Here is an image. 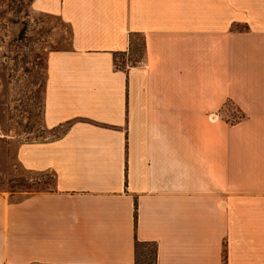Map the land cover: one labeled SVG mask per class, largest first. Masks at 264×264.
I'll return each mask as SVG.
<instances>
[{"label":"crops","instance_id":"0c3cea01","mask_svg":"<svg viewBox=\"0 0 264 264\" xmlns=\"http://www.w3.org/2000/svg\"><path fill=\"white\" fill-rule=\"evenodd\" d=\"M70 46L47 57L43 125L19 164L53 186L0 196V264H264V0H32ZM143 62L123 67L130 37ZM242 115L223 118L226 103Z\"/></svg>","mask_w":264,"mask_h":264},{"label":"rangeland","instance_id":"374dc122","mask_svg":"<svg viewBox=\"0 0 264 264\" xmlns=\"http://www.w3.org/2000/svg\"><path fill=\"white\" fill-rule=\"evenodd\" d=\"M31 1L0 0V196L10 201L53 186L50 174L31 173L19 164L20 146L63 132L43 125L44 90L48 54L69 48L70 30L56 17L33 12ZM133 54L117 58L116 65L143 62L140 47L138 56ZM241 117L234 105H227L223 113L227 122Z\"/></svg>","mask_w":264,"mask_h":264},{"label":"trees","instance_id":"16d2710c","mask_svg":"<svg viewBox=\"0 0 264 264\" xmlns=\"http://www.w3.org/2000/svg\"><path fill=\"white\" fill-rule=\"evenodd\" d=\"M138 36L140 37V40L137 39ZM139 47L142 49V56L144 57L145 55V40L143 35L141 34H133L130 37V53L129 55L133 54L135 56H138L139 53ZM142 59V57L140 58ZM140 60H136L134 63L130 65H135L139 62ZM119 67V66H118ZM228 104L231 103H226L225 108L227 107ZM223 109V113L224 110ZM237 109V108H236ZM238 111V110H237ZM151 246V249H148V247ZM142 258V261H141ZM134 259H135V264H156L157 263V251H156V246L154 244L150 243H143V242H138L135 241L134 244Z\"/></svg>","mask_w":264,"mask_h":264}]
</instances>
